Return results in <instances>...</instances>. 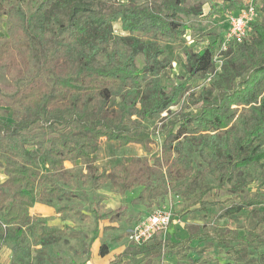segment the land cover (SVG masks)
<instances>
[{
    "label": "trees",
    "instance_id": "1",
    "mask_svg": "<svg viewBox=\"0 0 264 264\" xmlns=\"http://www.w3.org/2000/svg\"><path fill=\"white\" fill-rule=\"evenodd\" d=\"M202 5L187 0H0V18L7 22L0 35V68L15 85L12 92L0 88V106L13 111V120L0 121L5 174L0 228L12 242L11 264H30L32 245L47 248L57 239L81 235L73 226L37 225L43 221L30 212L34 203L52 206L54 199L76 196L78 181L95 189L108 182L119 193L139 185V200L150 203L171 194L193 197L190 204L202 207L216 204L204 197L218 187L231 194L220 217L249 209L264 222V0H257L248 36L229 43L219 70L204 87L193 90L192 80L200 85L212 70L223 36L198 50L184 48L178 60L182 80L167 88L161 81L173 61L167 45L182 40L188 30L183 16L201 15ZM219 5L236 11L243 2L212 0L210 13ZM182 99L185 105L168 117ZM145 120L160 125L149 129ZM156 133L162 141L152 161L123 155L109 169L93 164L102 139L149 152ZM77 161L84 171H76ZM71 209L62 205L56 211ZM105 215L112 222L120 211ZM101 217L95 214L96 224ZM155 236L141 245L130 242L109 264H153L164 247L176 255L205 251L191 244L194 233L178 241ZM239 239L241 246L229 249L231 260L202 264H264V249L244 262L254 243L244 235ZM255 245H264L263 230ZM108 252L109 245L101 241L99 255Z\"/></svg>",
    "mask_w": 264,
    "mask_h": 264
},
{
    "label": "rangeland",
    "instance_id": "2",
    "mask_svg": "<svg viewBox=\"0 0 264 264\" xmlns=\"http://www.w3.org/2000/svg\"><path fill=\"white\" fill-rule=\"evenodd\" d=\"M125 1V0H122ZM141 2L142 0H138ZM196 1H202V14L199 16H183L184 21L188 25L186 35L175 45L169 44L167 55L173 59L171 69L166 70V74L162 76L161 81L167 88L182 80V72L179 67L178 60L183 58L182 50L191 47L198 50L212 39H219L227 31V22L225 12L226 5H219L210 13L212 0H187V4ZM7 22L5 17L0 18V35L5 33ZM114 30L119 32V24L114 23ZM33 69L36 61L31 58ZM137 64H142V57L139 56ZM32 69V70H33ZM31 70V71H32ZM200 81H198L199 83ZM196 86L193 90L198 91L206 85H197V81L192 80ZM0 88L4 92H12L15 90L14 83L5 73L4 68H0ZM185 105L184 99L170 107L168 117H172L173 113L179 111ZM192 106L191 108H195ZM162 115H166L163 112ZM13 111L9 107L0 106V121L13 120ZM142 124L154 129L160 123L154 120H145ZM145 136L144 133L139 135ZM155 142L151 145V150L145 152L140 145L129 144L120 147L117 142H108L105 139L100 141V149L93 155V164L100 170L101 168H109L116 163L124 153L131 155H139L146 157L150 161L158 154L162 141V135L156 133L152 135ZM123 153V154H122ZM71 167L70 163L66 164ZM84 167L81 162L76 163V171L79 172ZM3 170L0 167V177ZM1 179V178H0ZM255 183L250 184V190L254 191ZM76 196L71 198H63L53 200L52 212L41 216L31 209L32 215L37 216L43 222H37V225L45 223L48 226H73L81 231V235L77 238H60L54 241L49 247L40 249V244L32 245L28 261L30 264H81L88 256L91 255V248L94 240L92 235H96L97 241H105L111 248H125L130 245L128 240L129 231L139 223L142 218L151 213L154 209L161 206H170L172 210V221L166 228L165 232L156 234L157 240L173 241L181 240L194 233L191 244L198 247H205V251L201 254L189 251L185 254L176 255L169 247H164L161 252L153 259V264H202L203 261L211 262L228 261L234 257L229 252L230 247L236 245L240 247L242 240L240 235H244L247 241L254 243L245 251L244 262L255 259L260 249H264V245L256 246V238L258 233L264 231V222L260 223L255 212L249 209H242L232 215L220 217V213L229 204L226 202L231 199V194L226 190L215 187L208 193L204 199L206 201L216 202L214 205L202 207L200 204H190L195 199L193 197L182 199L176 195H166L158 201L150 203L137 199L142 187L133 186L131 189L123 193L111 188L108 182L102 183L97 189L92 188L90 183H82L78 181L75 188ZM67 205L71 210L57 212L58 206ZM264 209V208H262ZM108 210H119L120 216L118 220L110 222L108 216L105 215ZM76 211V212H75ZM78 213V214H77ZM80 213V214H79ZM98 214L102 216L98 219L97 224L94 216ZM109 227V228H108ZM115 236H121L119 241H112ZM35 236H32L31 242L34 243ZM242 241V242H241ZM11 240L8 238V231L0 228V264H11ZM237 243H239L237 245ZM109 247V248H110ZM235 247V246H234ZM115 256V253L113 254ZM90 258V257H89Z\"/></svg>",
    "mask_w": 264,
    "mask_h": 264
},
{
    "label": "built area",
    "instance_id": "3",
    "mask_svg": "<svg viewBox=\"0 0 264 264\" xmlns=\"http://www.w3.org/2000/svg\"><path fill=\"white\" fill-rule=\"evenodd\" d=\"M243 7L239 10H226L225 18L227 31L222 37L219 48L215 52L212 61L213 68L206 75L204 81L209 82L219 70L222 62L223 53L229 43L241 42L249 34L252 23L256 20L257 0H242ZM172 210L170 206H161L154 209L137 223L128 234V240L136 245L148 242L154 235L165 232L172 221ZM2 227H4L2 225Z\"/></svg>",
    "mask_w": 264,
    "mask_h": 264
},
{
    "label": "crops",
    "instance_id": "4",
    "mask_svg": "<svg viewBox=\"0 0 264 264\" xmlns=\"http://www.w3.org/2000/svg\"><path fill=\"white\" fill-rule=\"evenodd\" d=\"M110 142H114V141H110ZM123 155H131V154L124 153ZM137 156H139V155H137ZM77 162H80V161H77ZM68 163L69 162H66L65 166ZM0 178H1L0 182H2L5 179V174L3 173V175ZM31 209H33V211H35L36 213L40 214L41 216H44L46 214H50L52 212V207H50L48 205L40 204V203H34V205H33V207ZM99 244L100 243L97 241V239H95L93 244H92L90 258L85 262V264H109V261L114 258L113 254L115 253V255H116L117 253L121 252L124 249L122 247L121 248L117 247V248L113 249V248H111L109 246L110 247L109 248V252L106 255L101 256L98 253Z\"/></svg>",
    "mask_w": 264,
    "mask_h": 264
}]
</instances>
